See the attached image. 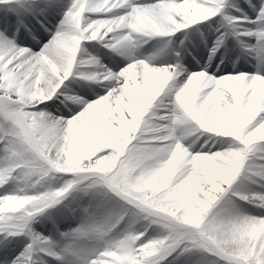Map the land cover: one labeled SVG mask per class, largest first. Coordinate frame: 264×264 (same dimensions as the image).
<instances>
[{"label": "snow or ice", "instance_id": "1", "mask_svg": "<svg viewBox=\"0 0 264 264\" xmlns=\"http://www.w3.org/2000/svg\"><path fill=\"white\" fill-rule=\"evenodd\" d=\"M0 264H264V0H0Z\"/></svg>", "mask_w": 264, "mask_h": 264}, {"label": "bare ground", "instance_id": "2", "mask_svg": "<svg viewBox=\"0 0 264 264\" xmlns=\"http://www.w3.org/2000/svg\"><path fill=\"white\" fill-rule=\"evenodd\" d=\"M177 37L181 38L182 35L180 33H177ZM173 39H175V38H173ZM148 50H149V46L148 45H144L143 47H141L138 50V54H140V55H148L149 54V53H147ZM124 62L127 63V61H124ZM81 86H87V84L85 82H83V81H80L79 83L72 85V87L77 89V90H79Z\"/></svg>", "mask_w": 264, "mask_h": 264}]
</instances>
